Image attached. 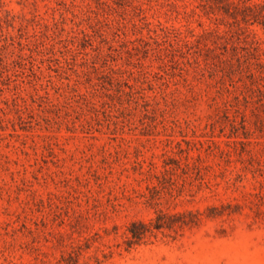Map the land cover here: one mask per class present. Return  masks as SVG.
<instances>
[{
  "label": "rangeland",
  "instance_id": "1",
  "mask_svg": "<svg viewBox=\"0 0 264 264\" xmlns=\"http://www.w3.org/2000/svg\"><path fill=\"white\" fill-rule=\"evenodd\" d=\"M0 264H264V0H0Z\"/></svg>",
  "mask_w": 264,
  "mask_h": 264
},
{
  "label": "trees",
  "instance_id": "2",
  "mask_svg": "<svg viewBox=\"0 0 264 264\" xmlns=\"http://www.w3.org/2000/svg\"><path fill=\"white\" fill-rule=\"evenodd\" d=\"M133 236H137V235L133 233Z\"/></svg>",
  "mask_w": 264,
  "mask_h": 264
}]
</instances>
